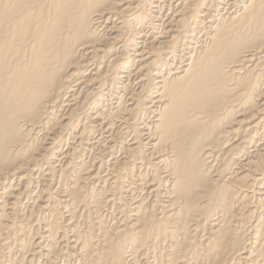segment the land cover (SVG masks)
<instances>
[{"label": "bare ground", "instance_id": "6f19581e", "mask_svg": "<svg viewBox=\"0 0 264 264\" xmlns=\"http://www.w3.org/2000/svg\"><path fill=\"white\" fill-rule=\"evenodd\" d=\"M0 264H264V0H0Z\"/></svg>", "mask_w": 264, "mask_h": 264}, {"label": "rangeland", "instance_id": "374dc122", "mask_svg": "<svg viewBox=\"0 0 264 264\" xmlns=\"http://www.w3.org/2000/svg\"><path fill=\"white\" fill-rule=\"evenodd\" d=\"M167 6V7H166ZM169 6V7H168ZM166 7V8H165ZM165 7L164 8H162V13H163V15L165 16V15H167L168 13H170V11H172L171 9H172V5H165ZM167 13V14H166ZM147 31L148 30H145L144 31V33L146 32L147 33ZM145 33V34H146ZM132 85H133V83H132ZM70 142V141H69ZM62 147H67L68 148V145H65L64 146V144L63 145H61Z\"/></svg>", "mask_w": 264, "mask_h": 264}]
</instances>
